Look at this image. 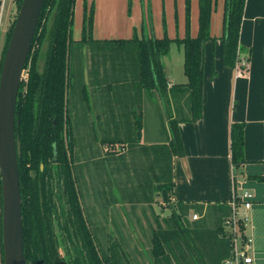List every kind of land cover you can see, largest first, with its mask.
<instances>
[{"label": "trees", "instance_id": "obj_1", "mask_svg": "<svg viewBox=\"0 0 264 264\" xmlns=\"http://www.w3.org/2000/svg\"><path fill=\"white\" fill-rule=\"evenodd\" d=\"M76 1L45 0L25 67L27 78H24L19 90L16 135L22 144L19 172L27 264H134L121 243L113 239H110L112 244L106 250L99 247L81 206L74 174V138L68 95L76 94L77 83L81 80L80 93L86 102H91L90 89L85 84L87 65L83 57L84 48L90 47L94 58L98 53L94 49L112 48L115 45L123 47L122 52L128 50V47L132 48L131 57L129 53L126 57L133 61L134 65L130 66L141 92L144 91L151 98L167 97L170 104L171 100L181 95L186 98L190 114L187 118L171 117L169 142L153 146L151 154L146 151L144 157L147 159L146 163L149 161L148 166L156 181V192L152 193L151 202H160L171 210L170 217L163 219L164 225L160 222V216L155 217L158 229L154 230L151 241V264H223L231 258L233 252V236L226 229V222L233 215L232 206H228V203L214 204L209 205L206 210L204 205L172 201L175 188L173 159L185 156L179 125L196 122L202 117L204 51L208 41L216 40L211 36V20L216 0H199V34L196 38L190 35L191 0H186L185 38L171 39L165 33L160 39L154 35L142 38L135 35L132 40L118 41L93 39L94 7L90 12L86 11L82 40L74 41ZM246 2L247 0H225L224 33L221 38L225 65L235 70L240 67L245 75L249 70L243 62L249 66L250 59L248 55L244 57L240 37ZM15 3L19 10L22 0H15ZM14 23L15 21L11 23L6 33L5 50ZM173 43L184 49L187 83L177 84L169 89L162 60L170 54ZM98 63L94 61V66L88 70L92 81L97 85L105 76L100 74ZM142 122L141 117L135 121L139 140L142 139ZM103 143L107 146L108 141L103 139ZM111 151L113 153L108 155L115 158L116 151ZM124 151L125 148L121 147V152ZM131 151L133 154L136 152ZM231 151L236 172L245 163L243 124L232 125ZM118 157L126 164L123 154ZM112 158L110 163L114 160ZM139 160L141 159L138 158L137 161ZM122 163L120 162L121 165ZM138 180L142 181L140 187L144 186L146 189L148 181L140 177ZM258 180L264 181V178ZM146 181L147 184L144 183ZM157 193L161 194L160 199L156 198ZM235 195L236 208H240L242 202ZM64 198L67 211L59 216L60 222L55 223L52 218L53 213L58 215V202L55 200L62 207ZM194 213L202 218L190 221L189 216ZM239 224L243 239L246 240V226L243 222ZM61 232L65 233L63 239ZM0 256L1 263L4 264L1 221Z\"/></svg>", "mask_w": 264, "mask_h": 264}, {"label": "crops", "instance_id": "obj_2", "mask_svg": "<svg viewBox=\"0 0 264 264\" xmlns=\"http://www.w3.org/2000/svg\"><path fill=\"white\" fill-rule=\"evenodd\" d=\"M14 5L15 0L5 3L0 0L4 38ZM92 7L93 39L97 41L132 40L135 35L139 38L154 35L160 39L165 33L171 39L186 36V0H77L74 41L82 40L85 14ZM224 12L225 0H216L211 20V36L216 40L208 41L204 51L202 117L179 125L185 156L173 159L172 201L204 205L207 210L214 204L231 206L235 194L240 198L245 192L251 193L252 206L247 211L249 222L245 231L250 240L247 255L252 259L250 264H264V181L258 180L264 178V0L246 2L240 37L244 57L248 55L250 59L245 76L237 75L224 62L221 40ZM199 17V0H191L190 35L193 38L199 34ZM178 51L184 50L178 46ZM174 85L169 81V89ZM171 104L175 111L188 112L186 98L181 95L171 100ZM180 118L177 115L176 119ZM235 123L244 125L245 154V163L236 172L231 151V128ZM239 212L243 214L246 210L241 206ZM194 215H198L197 220L202 218L195 213L189 217ZM160 220H163L161 216Z\"/></svg>", "mask_w": 264, "mask_h": 264}, {"label": "rangeland", "instance_id": "obj_3", "mask_svg": "<svg viewBox=\"0 0 264 264\" xmlns=\"http://www.w3.org/2000/svg\"><path fill=\"white\" fill-rule=\"evenodd\" d=\"M84 49L83 57L87 65L85 84L88 89L91 88V102H86L80 93L81 80L77 83L76 94H69L68 100L74 125V173L85 216L102 250L111 246L112 237L115 242L121 243L134 264H151V241L154 230L158 229L155 214L163 219L169 218L171 210L160 202H151L152 193L156 192V181L148 166L149 161L146 163L144 157L146 151L151 154L153 146L169 142L170 118L177 115L180 118L189 112H176L167 97L151 98L141 92L130 66L133 61L126 57L127 53L131 57V47L124 52L123 47L116 45L94 49L95 53L98 52L94 58L90 47ZM181 50H184L183 47ZM94 61L99 62L100 74L105 75L99 85L92 81L88 71L94 66ZM163 64L169 81L176 85L187 83L184 51L180 53L177 44L171 46L170 55L163 60ZM105 116L107 118L104 119ZM140 117L143 121L141 140L138 139L135 124ZM103 124L109 127L105 128ZM103 139L108 141L107 147L102 144ZM121 147L125 148L124 152H121ZM113 149L116 157L110 163ZM131 150L136 151L135 154ZM104 151L110 154L108 160ZM119 154H123L126 164L118 159ZM138 158L144 161H137ZM138 177L148 181L147 186V181L144 182L146 189L140 187L142 181ZM189 218L191 221L194 219L193 216ZM160 222L164 225L163 220ZM226 229L229 231L227 225ZM60 236L63 237V234Z\"/></svg>", "mask_w": 264, "mask_h": 264}, {"label": "water", "instance_id": "obj_4", "mask_svg": "<svg viewBox=\"0 0 264 264\" xmlns=\"http://www.w3.org/2000/svg\"><path fill=\"white\" fill-rule=\"evenodd\" d=\"M44 4L45 0H22L18 10L15 3L10 25L13 21L15 23L0 75L1 227L4 264H27L19 172L22 144L16 135V110L20 86L26 74L25 67ZM4 44L6 45V35Z\"/></svg>", "mask_w": 264, "mask_h": 264}, {"label": "built area", "instance_id": "obj_5", "mask_svg": "<svg viewBox=\"0 0 264 264\" xmlns=\"http://www.w3.org/2000/svg\"><path fill=\"white\" fill-rule=\"evenodd\" d=\"M4 3L7 0H3ZM5 29H4V21L3 16L0 17V75L4 60V51H5ZM243 65L246 66V68L249 70V66L246 65L245 62H243ZM237 75L244 76L245 73L239 68H237ZM25 77L27 78V74H25ZM24 77V78H25ZM234 201L232 203L233 208V215L231 218H229L226 222L227 227L229 228V233L233 236V252L230 259L225 261L223 264H250L252 263V259L248 257L247 250L250 245V240L246 238V240L243 239V235L240 231V222H243L245 226L249 222V216L247 211L251 208L252 203L251 200L253 198V195L249 192H245L242 196H240L242 206L245 208L246 212L243 214H240L239 208H236V195L234 196ZM2 217V188H1V178H0V221ZM199 217L198 215H194V220H197ZM2 264V263H0Z\"/></svg>", "mask_w": 264, "mask_h": 264}, {"label": "flooded vegetation", "instance_id": "obj_6", "mask_svg": "<svg viewBox=\"0 0 264 264\" xmlns=\"http://www.w3.org/2000/svg\"><path fill=\"white\" fill-rule=\"evenodd\" d=\"M90 99V98H89ZM90 101H91V99H90ZM71 121H72V117H71ZM73 121H72V133H73ZM107 147V146H106ZM104 155H105V158L107 159L108 157H109V155H108V152L107 151H104ZM74 156H75V149H74ZM112 158V157H111ZM54 161H57V160H54ZM75 162V161H74ZM110 170V169H109ZM54 171H56L57 172V170L55 169ZM75 174V173H74ZM108 174H110L111 175V171H109L108 172ZM112 176V175H111ZM77 187H78V181H77ZM60 191H56V193H59ZM78 193H79V197H80V202H81V192H80V190H79V187H78ZM58 202V204L56 203V205H58V212H57V214L58 215H56V213H53V220L55 221V223L57 222V223H59L60 222V219L61 218H59V216L61 215L62 216V213L64 212V211H67V204H66V202H65V198H64V200H63V202H62V207L60 206V204H59V201L58 200H55V202ZM81 206H82V202H81ZM83 207V206H82ZM84 209V208H83ZM85 212V211H84ZM62 221V220H61ZM62 233V232H61ZM63 234V237H65V233H62ZM61 235V234H60ZM63 237H61L62 239H63ZM110 239H112V237H110Z\"/></svg>", "mask_w": 264, "mask_h": 264}]
</instances>
